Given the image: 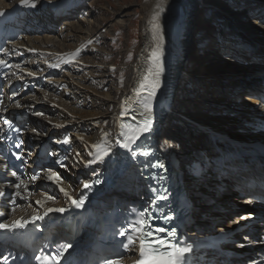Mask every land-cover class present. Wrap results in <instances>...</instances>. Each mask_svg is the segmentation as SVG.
I'll list each match as a JSON object with an SVG mask.
<instances>
[{
	"label": "bare ground",
	"instance_id": "1",
	"mask_svg": "<svg viewBox=\"0 0 264 264\" xmlns=\"http://www.w3.org/2000/svg\"><path fill=\"white\" fill-rule=\"evenodd\" d=\"M11 1L0 0V9L9 8ZM67 1L68 3L65 2L66 16L63 21L54 18L51 14H44L38 17V21L50 27L49 29L45 27L48 33L45 32L40 38H28L23 43V46L62 53L72 50L88 39L100 38L101 35L106 36L107 32L103 31L104 27L100 28L99 26L96 27L99 28L96 31H94L95 28L86 32L81 28V26H87L89 22L88 20H80L78 17L85 15V7L91 3L90 0ZM230 1L226 3L227 7H223L220 4V0H218L213 5L211 4L213 8H205L204 5H210L203 4L202 0H145L142 7V41L137 49L138 53L135 62L129 67L124 66L122 68L116 64L113 67L112 64H107L104 69L106 75L104 74L105 77L101 83L89 73L91 71L89 69L80 71L82 74L79 76L80 79H77L78 82L76 84L70 83L68 79L64 78L62 92L65 95V102L62 105L71 113V116L67 118L65 115L56 113V121L60 119L70 120V123L74 124L79 121L80 123L75 125L76 129L78 128L77 133H82L83 128L90 130V133L87 131L86 134H83V137L88 142L96 144L107 134V143L112 147L119 130V123L116 121V117L122 111L118 107L129 100L133 88L138 83L141 66L149 62V56L156 47V42L153 40L151 33L150 19L156 10V5L162 3L164 12L161 14L159 22L164 36V65H167L173 71L179 66V61H175L176 57H179V59L184 57L185 60L179 70L180 77L176 91L175 107L170 114L172 117L167 119V128L164 129L170 134L161 138V143L169 151L177 154L179 162L190 163V160L194 158L191 150L199 151L205 148L203 143L206 144L208 141L207 136L203 134L199 139L201 144L198 147L193 145L192 142L200 134L199 129L191 126L195 121L207 131L223 132L229 128L227 131H233L231 134L236 135L238 131L248 130L236 118H246L247 108L243 106L250 107L249 105L253 101L252 96H250L242 104L239 102L247 95V91L250 90L256 93L260 90L259 78H254L255 74L253 73L264 72V27L260 24L263 19L264 0ZM77 3H85L86 5L81 10L77 8L75 11L68 13L69 8H75ZM244 4H249L252 10L239 14L228 12L229 8H239ZM255 13H258L257 17L254 16ZM240 15L243 16L241 18L243 21L250 20V22L254 23L255 26L245 25L240 17L238 19L240 29L247 28L251 34L244 30L238 33L239 28L235 26L234 17L237 18ZM78 19L80 21H77ZM219 19H222V22H220V34L213 30L214 25L210 22L212 20L219 22ZM227 21L230 22L231 28ZM115 30L116 26L114 27ZM79 31L83 32L82 35L77 34ZM99 34L100 36H98ZM218 36L220 37L219 42ZM56 37L63 39L64 43L62 45L59 44ZM181 44L186 45V52L180 51ZM52 45L54 48H45ZM209 47L217 50V54L213 56L211 53H207ZM100 51L97 46L85 51L86 61L95 65V69L101 68L98 66L99 63L96 64L97 61L90 60L87 54H95ZM211 56L218 57L219 62L215 63L221 64L223 68L227 69H213L209 72L206 66ZM221 56L225 59L221 58ZM228 58L235 59L236 62L234 63L240 61L245 64L250 63L253 66L250 72L252 74L248 75L247 67L245 69L239 65L233 67L230 63L231 61L226 60ZM125 61L128 63L127 59ZM231 67L235 71H232ZM31 68L36 69V63L32 64ZM127 72L129 73L128 76L123 78L121 82L117 83L113 80L110 83L111 79L118 76L117 74L125 76ZM177 114H180L183 119H178ZM212 114H217L218 116L212 117ZM229 114L232 116L229 117ZM187 119L190 120L191 124L185 122ZM181 121L185 123L183 124ZM44 142H47V140H44ZM36 145L39 144L36 143ZM74 145L76 147L75 153L79 152L81 154V151H87V148L82 144L75 143ZM80 164L77 165L75 160V166L72 165L70 167L73 174L79 175L76 169L80 168ZM68 181L77 186L71 179L68 178ZM210 185H217L216 179L211 177L210 174L208 178L204 176L198 184L192 185L194 191L197 192V194L193 193L192 196L194 206L198 209L197 215L203 213L210 216L212 221L218 222L219 219H222L223 223H228L232 219L229 215L232 214L233 208H239L237 213L248 214L246 211L249 208L243 204L241 205L238 200L239 194L235 189L236 185L232 180L225 181V191L217 193L214 197L213 193L208 196L207 191ZM184 187L191 189V184L185 182ZM210 197L213 198L214 203L208 206L205 201ZM200 198L205 201H201ZM231 224H226L224 227L231 228Z\"/></svg>",
	"mask_w": 264,
	"mask_h": 264
},
{
	"label": "snow or ice",
	"instance_id": "2",
	"mask_svg": "<svg viewBox=\"0 0 264 264\" xmlns=\"http://www.w3.org/2000/svg\"><path fill=\"white\" fill-rule=\"evenodd\" d=\"M10 2V0H9ZM30 6L35 7L34 0H21V6ZM164 12V7L162 3L156 5V10L153 12L150 24H151V33L153 40L156 42V47L151 52L149 56L150 66L147 69V72L140 78L136 87L133 88V94L138 98L136 103L141 106V109L133 108L131 106H121V117L126 119L122 120L119 123L120 132L118 133V138L115 141L116 146L122 148L129 153L132 159H135L137 156L149 157L152 153L148 150L136 151L133 146L137 145V141L144 137L145 140L148 137L145 134H151L154 132V120L151 115L152 113V102L157 96V92L161 88V77L164 74V62H163V31L160 25V17ZM5 15V13L0 12V16ZM91 43V42H89ZM79 54V50L75 55ZM66 63H71L72 58H69L65 61ZM60 65H53V67H59ZM0 67L7 68L9 67L7 61L0 59ZM18 67V66H17ZM28 75H34V73H28ZM47 95V94H46ZM0 100V104H2ZM16 108H20L19 103L15 104ZM7 108H0V112H6ZM35 115H43L40 112H36ZM3 123L6 126V129H12V122L4 118ZM63 125H56V127H62ZM6 131V130H5ZM18 131V129H17ZM35 132L36 130L33 129ZM39 133H37L38 135ZM8 139L7 135L4 137ZM83 141V137H79ZM71 142L70 137H65L63 141H57V143L69 144ZM24 141L18 140L14 143L16 149H21L20 152L12 153L15 156L16 160L21 161L22 164H26L27 161L24 160V152L22 150ZM92 148L95 149L94 152H89L88 155L93 157L87 161H84L79 152L75 153L73 159L77 160L79 163H83L84 167H89L94 163L104 162L105 158H110L112 155V147L107 143V134L101 139L100 143L92 145ZM29 156L31 152L27 153ZM49 155H53L49 153ZM68 157L65 156L63 159L56 160L55 163L59 165L60 168L65 170H70L69 165L64 163ZM35 163V161H34ZM75 166V165H73ZM145 167L151 168H162L163 165L159 162L149 163L144 162ZM95 174V173H94ZM10 175L15 178L17 182H10L11 186L16 189L14 193H8V196L11 199L13 204L12 211L14 212L18 205H16L15 198L19 197L23 199L24 197L21 194L20 189L24 188L25 192H28L27 185L20 177L17 175V172L12 171ZM41 178V173L36 172L31 176L30 180L35 182ZM164 179L163 176L159 177ZM45 179L49 181L52 185H55L58 188V191L63 194L67 201L70 202L71 206L79 209L82 208L87 200V195L84 194V190L91 191L95 185L101 183L99 179L91 182H82L81 195L79 198H74L72 194L66 190L61 185L63 184V177L58 173V171L48 168L45 170ZM155 191V190H154ZM6 195L4 188H0V199L4 198ZM28 195H32L31 192H28ZM53 195L45 194L43 200H37V205H43L46 201L54 200ZM156 200H166V195H157ZM154 203V201L150 202ZM66 211L65 208H46L44 213L41 215L39 213L32 215L30 220H14L11 223L0 222V232L15 234L18 230L27 229L29 223L36 227L37 221H43L50 213H60L63 214ZM134 216L133 219L128 220L124 226L121 227L119 231V236L124 237L125 239L120 241V247H122L126 252L135 249V254L138 255V259L134 261V264H194L192 254L194 252L193 244L186 243L185 241L177 237L175 228H166L158 226L154 223L155 219L159 217L154 216L147 208L139 211H134L132 213ZM5 213L0 212V217H4ZM162 219L165 222L171 221L172 216L165 214ZM241 220L246 219V217L241 216ZM247 239V238H246ZM244 244H241L240 247H244ZM72 248L71 243L60 244L52 252L41 251L39 255L34 257L35 261L38 264H60L62 259L65 260V264H71L67 260L65 253L68 252V249ZM122 255V254H121ZM9 257L4 256L0 260V264H8ZM105 264H121L119 259L106 260ZM253 264H256L253 261Z\"/></svg>",
	"mask_w": 264,
	"mask_h": 264
},
{
	"label": "rangeland",
	"instance_id": "3",
	"mask_svg": "<svg viewBox=\"0 0 264 264\" xmlns=\"http://www.w3.org/2000/svg\"><path fill=\"white\" fill-rule=\"evenodd\" d=\"M145 0H90L91 3L89 5H86V11L84 16H79L80 20H88V27L87 26H81L82 30L85 32L88 30H94L96 27L103 28V31H106L107 33L104 35L100 34V43L98 47L100 52H97L95 54L89 53L87 54V57L90 60L97 61L96 64L100 66L101 68L91 70L89 73H91L97 81L100 83L103 81V78L105 77V72L104 69L106 68L107 64H112V66H115V64L119 67H124L127 66L129 67L133 62L136 60L137 56V49L140 46V43L142 41V17H143V4ZM230 0H220V4L223 5V7H227L226 3H228ZM234 0H231L230 2H233ZM218 2V0H202L203 4H208L210 6L204 5L205 8L212 7L213 8V3ZM212 4V5H211ZM200 5V3H199ZM251 6L248 5H241L239 8H229L228 12L231 13H242L245 12L247 13L248 11L251 10ZM246 15V14H245ZM240 19L243 16H237V18L234 17V21L236 22V25L239 28V32L241 33L242 30L247 31L248 34H251L250 31L246 28L240 29L238 25V19ZM79 19L77 21H80ZM242 23L254 25L253 22H250L245 20ZM209 22V21H208ZM212 25H214L213 30L216 31L218 34L221 32L220 28V22L217 21H210ZM228 25L231 28V24L229 21ZM76 23V22H75ZM216 25V26H215ZM116 26V30L114 31V27ZM99 28H96L94 31H96ZM220 30V31H219ZM99 31V30H98ZM97 31V32H98ZM77 33V32H76ZM83 32L79 31L77 34L82 35ZM243 33V32H242ZM75 35V34H73ZM220 36V35H219ZM218 36V42L220 37ZM59 38V37H58ZM57 40L59 44H63L64 40ZM215 40V38H214ZM215 43V42H214ZM72 44V42H71ZM197 46V44H196ZM201 48V46H199ZM105 48V49H103ZM210 48V47H209ZM208 48L207 53H211L213 56L216 53L217 50L213 48ZM105 50V51H104ZM211 56L208 60V65L206 66L207 70L211 72L210 70H216V69H227L223 68L221 64H216L218 63V57H213ZM91 57V58H90ZM103 57V58H102ZM93 58V59H92ZM196 58V56H194ZM221 58L225 59L224 57L221 56ZM127 59L128 63L125 61ZM226 60H230L229 62L233 67L238 66V64L234 63L236 60L228 58ZM233 60V61H232ZM107 61V62H106ZM224 61V60H223ZM104 62V63H103ZM216 62V63H215ZM109 65V66H110ZM103 66V67H102ZM108 66V67H109ZM204 66V65H203ZM243 69L245 67H248L247 72H249V66L245 65H239ZM111 67V66H110ZM232 68V71H235V69ZM113 69V68H112ZM104 72V73H103ZM105 74V75H104ZM128 72L125 76L117 74L118 76H115V78L110 80V83L115 80L117 83L121 82L123 78L128 76ZM104 85V84H103ZM217 95V94H216ZM212 117H216L212 114ZM206 125H209L207 123H204ZM229 129V128H227Z\"/></svg>",
	"mask_w": 264,
	"mask_h": 264
}]
</instances>
